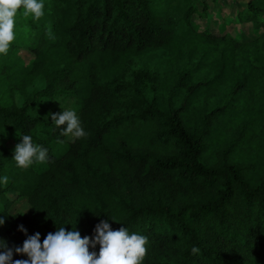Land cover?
<instances>
[{"label": "trees", "instance_id": "obj_1", "mask_svg": "<svg viewBox=\"0 0 264 264\" xmlns=\"http://www.w3.org/2000/svg\"><path fill=\"white\" fill-rule=\"evenodd\" d=\"M231 1L43 0L38 21L18 10L0 54V240L91 238L107 220L148 238L142 264H264V0ZM209 15L225 33L203 28ZM65 99L86 138L52 122ZM22 135L45 163L16 166Z\"/></svg>", "mask_w": 264, "mask_h": 264}, {"label": "clouds", "instance_id": "obj_2", "mask_svg": "<svg viewBox=\"0 0 264 264\" xmlns=\"http://www.w3.org/2000/svg\"><path fill=\"white\" fill-rule=\"evenodd\" d=\"M44 7L43 0H0V54L6 55L16 39L14 28L18 10L23 9L25 17L30 15L34 21H38L45 14ZM50 115L56 128L61 129V135L71 134L77 139L88 136L74 110H62L61 113ZM20 141L12 156L17 167L26 169L34 162L47 161V149L34 144L30 135H22ZM0 182L6 186L9 178L4 176ZM3 223L4 220L0 219V225ZM18 230L26 234L22 225ZM93 231V237L81 238L76 228H56L54 233L46 235L42 243L40 234L35 233L27 236L21 247L15 248L8 247L5 241L0 240V264H142L147 253L146 236L129 234L125 227L112 230L107 220L100 221ZM97 245L98 253L90 251ZM191 252L198 254L200 249L194 246ZM14 253L25 255L27 259L13 260Z\"/></svg>", "mask_w": 264, "mask_h": 264}, {"label": "rangeland", "instance_id": "obj_3", "mask_svg": "<svg viewBox=\"0 0 264 264\" xmlns=\"http://www.w3.org/2000/svg\"><path fill=\"white\" fill-rule=\"evenodd\" d=\"M229 3H230L231 6H233L234 3H235V1L229 0ZM218 20H219L218 18H214L212 15H209L206 19H204V21L206 23H210V24L209 25L204 24L203 25V28L204 29L205 28H208V31L213 32V33H216V34L225 33L224 32V29L222 28V24L221 23L219 24L218 23ZM228 25H229V23L227 22L225 27H228ZM235 27H237V26H234L233 28H235ZM237 28H235V29H237ZM236 32H237V30H236ZM19 55L24 60H27L28 59V57H27L28 54L26 52H24V51H21L19 53ZM197 78H199V76L193 75V77L191 78V82H194ZM75 106L76 105H75V103H74V101L72 99H65V100H63V101H61V102H59V103H57L55 105L53 114H55V113H61L62 110H74L76 112ZM61 147H63V145L62 144H59L58 145V148H61ZM28 208H29L28 204L25 203V202H22V203H20L18 205V207H17V209H15V211L24 212Z\"/></svg>", "mask_w": 264, "mask_h": 264}]
</instances>
